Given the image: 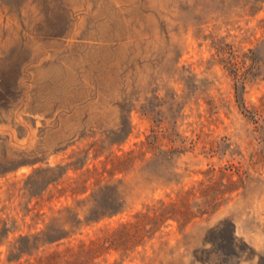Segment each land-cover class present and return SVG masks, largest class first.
I'll list each match as a JSON object with an SVG mask.
<instances>
[{
    "label": "rangeland",
    "instance_id": "obj_1",
    "mask_svg": "<svg viewBox=\"0 0 264 264\" xmlns=\"http://www.w3.org/2000/svg\"><path fill=\"white\" fill-rule=\"evenodd\" d=\"M192 186L208 212L89 264H264V0H0V264Z\"/></svg>",
    "mask_w": 264,
    "mask_h": 264
},
{
    "label": "trees",
    "instance_id": "obj_2",
    "mask_svg": "<svg viewBox=\"0 0 264 264\" xmlns=\"http://www.w3.org/2000/svg\"><path fill=\"white\" fill-rule=\"evenodd\" d=\"M234 72L237 81H242L247 76L246 73H238L237 69ZM235 88L238 92V84L235 85ZM164 134V136L168 137L167 133ZM157 139V132L147 135L148 143L154 144ZM174 150L177 151L179 149L175 147L173 149H167L166 151L170 152ZM136 154V150L132 148L120 155H115V170H122L126 162L133 159ZM199 185H202V182ZM195 191L196 187L192 186L178 193L177 197L173 200L165 201L161 199L158 204L149 205L144 210H138L134 214L133 220L122 222L119 227L109 230L103 236L94 237L87 242L82 240L76 245H66L63 249H53L45 254L38 255L35 263L29 262L28 264H89L95 255L109 246L127 249L131 245L143 241L145 236H151L169 218L175 219L179 224H185L191 218L208 212L207 207H202V203L206 201L209 203L217 197H207L202 202L196 200L191 201L190 197L194 195ZM201 194L204 195L205 193ZM124 203L123 196L115 189V196L112 197V202L106 205L107 208L102 212L97 213L96 218L117 212L123 207ZM93 216L95 215L90 214L87 215V218H94ZM51 236L53 240L63 235L54 234ZM25 239H29V237L26 236Z\"/></svg>",
    "mask_w": 264,
    "mask_h": 264
}]
</instances>
